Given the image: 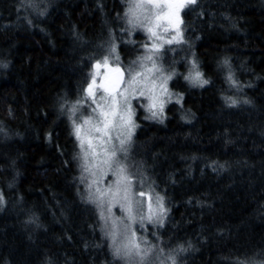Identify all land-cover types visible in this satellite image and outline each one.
<instances>
[{
    "label": "trees",
    "instance_id": "1",
    "mask_svg": "<svg viewBox=\"0 0 264 264\" xmlns=\"http://www.w3.org/2000/svg\"><path fill=\"white\" fill-rule=\"evenodd\" d=\"M127 6L0 0V264H128L88 198L71 114L106 46L130 52ZM183 30L181 101L141 121L128 159L167 208L141 237L171 263L264 264V0H196ZM194 63L208 84L185 79Z\"/></svg>",
    "mask_w": 264,
    "mask_h": 264
},
{
    "label": "rangeland",
    "instance_id": "2",
    "mask_svg": "<svg viewBox=\"0 0 264 264\" xmlns=\"http://www.w3.org/2000/svg\"><path fill=\"white\" fill-rule=\"evenodd\" d=\"M189 5H186L184 8L180 10V18L182 23L179 25V35H177V30L174 28L171 24L168 23L165 19L157 20L158 15H163L164 12L168 11V8L164 4H151L148 3L147 0H128V6H127V33H126V42L125 44L129 47L130 52L123 56L122 50L120 48V44H118L117 40L116 42L109 43L103 54H101L97 58L94 63L93 67L90 73V77L88 79V83L91 82V77L93 73L96 72V69L94 68V65L97 61H100L103 63V58L105 56L109 59V64L112 67L119 66L122 68L125 72V84L121 86V91L124 90L125 87H127V80L128 77V70L130 67H135L136 71H140L145 73L144 76L138 77V80L141 81L140 83L134 85L136 95L134 98H130L132 105H133V122L135 124V128L133 129L132 139L130 141L126 140V132L127 128H120L118 126H113L109 128L108 132L109 135L107 137L103 136V133L95 132L94 129H92L91 125H84V121L88 119L89 117L92 118L94 124H99V121L101 117H99V109H96L95 112H93V108H96V104L92 102V98L88 97L85 89L87 87V84L85 86L82 98L80 102L75 106L76 111H72V121H73V130L75 134V128L77 125H84L81 136H87V138L92 139V144L95 145V152L99 155L93 156L89 155L88 157V165L91 167V171H85L87 175V192L88 194H94L97 187L101 189H107L109 187V180L114 182V177L111 176V173H109L108 179H106L103 182H98L95 185H92V181L94 179H98L99 177V170L96 167H93L94 165L98 164L100 160H103L105 158V150H107L108 154H111V152H116V157L114 160H119L120 165L126 168V174L129 175L133 180V191L134 193L137 190H143L145 192H148L152 195V204L153 207H156L155 203V197L158 195L157 192L153 191V189L145 184V180L143 178V181L141 183V179L136 177L132 171H130V165L128 162L130 153L132 151V147L134 144V138L135 135L140 127V123L142 120L152 122L155 120H162L165 117V114L167 112V109L172 103H178L181 101V97L173 91L172 84L174 81V78L177 74L178 67L175 63H173V57L180 51L181 47L185 43L184 39V30H183V13L188 8ZM131 22V23H130ZM133 23L136 24V27H133ZM159 24L160 27H156V25ZM168 27L169 31L165 32L164 28ZM152 28L156 33V37H152L151 33L148 32V29ZM173 36H177V39L180 40V43H174L172 45H168L165 43L166 40L171 39ZM155 43L157 45H161V49L159 51L151 49V45ZM144 45H148V47H144ZM115 47L116 51L112 52L111 49ZM169 49H171L169 51ZM132 51V52H131ZM170 53V58H168V54ZM152 55V60H146L144 57ZM116 56H119V60H116ZM133 62H136L134 65ZM155 63V67H154ZM191 61L189 62V64ZM194 65V67H193ZM191 64L190 70L188 72V76L190 74L194 75L195 71L200 72L199 67L197 65ZM148 69H152L151 72H148ZM170 69V70H169ZM107 69L101 68L99 70V75L96 77L97 85L103 82V76ZM201 73V72H200ZM174 74V75H173ZM171 75L172 78L170 80H167V89L168 92L164 93L161 84L163 82V78ZM154 81V84H153ZM96 103L103 104V101L100 100L101 95H106L103 93V90L100 88H96ZM143 91L145 93L144 97H140L139 93ZM155 95L158 97L159 101L163 102V112H160L159 105L157 106L154 111L157 112L156 117H152L151 112L147 110V106L151 101L148 99V96ZM76 115V118H75ZM141 118L140 120H138ZM120 117H116L117 123H119ZM76 137V135H75ZM99 137H103V139L106 141V143L101 144ZM78 143L81 146V141L76 137ZM125 139L126 143L123 146L125 149H127L126 152L121 151V145L120 140ZM82 149L81 157L79 158L81 163L84 164V161L82 159L84 152L91 153L92 149L89 148L88 144L85 143ZM115 167V164L113 165ZM96 172L97 176H93L91 173ZM89 185H92L90 188ZM107 197L104 198V204L100 205L99 202H93L96 206H98L99 211H104L105 216L108 215L107 208ZM137 199H142L144 201L143 203V211L145 214H147L148 210V200L147 197H137ZM164 211H163V219H165V216L167 214V208L162 200ZM113 212L116 215H120L117 208H113ZM126 223L128 221H125ZM110 223V221H109ZM159 223H148L146 220L144 221L143 228L140 227L139 223L134 224L133 228L137 232V239L138 242L141 238V229H144L148 225L156 226ZM118 240L121 239V237H117ZM142 249L145 247V245L141 244ZM156 249H153L152 252L149 254V256L144 260L143 264H173L171 263L170 259H159L158 252ZM150 258L153 259L150 261ZM173 258V257H172ZM139 258H136V261L133 262V264H137ZM169 261V262H167Z\"/></svg>",
    "mask_w": 264,
    "mask_h": 264
},
{
    "label": "snow or ice",
    "instance_id": "3",
    "mask_svg": "<svg viewBox=\"0 0 264 264\" xmlns=\"http://www.w3.org/2000/svg\"><path fill=\"white\" fill-rule=\"evenodd\" d=\"M151 4H164L167 6L168 11L164 12L163 15H158L157 20L165 19L177 30V35H179V25L182 23L180 18V10L186 5L195 4L196 0H147ZM131 23V22H130ZM137 25L133 23V27ZM156 27H160L159 24ZM165 32L169 31L168 27L164 28ZM148 32L151 33L152 37H156L157 33L149 28ZM181 41L177 39V36H173L171 39L165 41L166 44L172 45L174 43H180ZM148 47V45H144ZM161 45L153 43L151 49L159 51ZM171 49H169L170 51ZM112 52H115L116 49L113 47ZM146 60H152V55L144 57ZM116 60H119V56H116ZM227 63V61L225 62ZM135 65L136 62H133ZM107 69L103 76V82L97 85L96 77L99 75V70L101 68ZM155 67V63H154ZM96 72L93 73L91 77V82L87 84L85 89L88 97L92 98V102L96 104V108H93V112L96 109H99V117H101L99 124H94L91 117L84 121V125H91L92 129L95 132L103 133L104 137L109 135V128L113 126H118L120 128H127L126 140L130 141L132 139L133 129L135 124L133 122V105L130 98H134L136 95L134 85L140 83L138 77L144 76L145 73L136 71L135 67H130L128 70L127 87L121 91V86L125 84V72L119 66L112 67L109 64V59L107 56L103 58V63L97 61L94 65ZM152 69H148V72H151ZM174 75V74H173ZM172 78L171 75L164 77L161 84V88L164 93L168 92L167 89V80ZM185 79L190 80L193 84H198L199 86H204L209 83L208 80L202 79V73L195 71V74H190L185 77ZM228 79L235 84V81L232 80V77L229 76ZM154 84V81H153ZM96 88L103 90V93L106 95H101L100 100L103 101V104L96 103ZM140 97H144L145 93L141 91L139 93ZM148 99L151 103L148 104L147 110L151 112L152 117L157 116V112L154 109L159 105L160 112H163V102L158 100V97L155 95L148 96ZM232 104H235L236 101L232 100ZM72 111L75 112L76 108L73 106ZM119 116V123L116 121V117ZM84 125H77L75 128V135L81 141V147L83 148L84 144L87 143L89 148L92 149L91 153L84 152L83 154V167L85 171H91V167L88 165L89 155L97 156L98 153L95 152V145L92 144V139L87 138V136H81V131ZM101 144L106 143L103 137H99ZM125 139L120 140L121 151L126 152L123 146L126 143ZM116 157V152L113 151L111 154H108L105 150V158L100 160L98 164L93 167L98 168L99 177L92 181V185L97 184L98 182H103L109 177V173L114 177V182L109 180V187L107 189L96 188L94 194L89 195V199L93 202H99L100 205L104 204V198L107 197V212L108 215L105 216L104 211L102 210L100 215L101 219L105 221V228L107 229L106 235L110 236L112 243L114 245V253L117 257H121L127 260L128 264H133L136 261V258H139L137 264H143L144 260L152 252V247L148 246L147 241L143 240L141 237L139 242L137 239V232L133 228L134 224L139 223L140 227L143 228L144 221L148 223H163V211L164 206L162 203L163 198L159 195L155 197L156 207H153L152 204V195L143 190H137L135 193L133 191V180L126 174V168L120 165L119 160H114ZM115 164V167L113 166ZM93 176H97L96 172L91 173ZM142 183V181H141ZM92 185H89L91 188ZM137 197L143 198L147 197L148 200V210L147 214L143 211L142 199H137ZM2 201V197H0ZM113 208H117L120 215H116L113 212ZM110 221V223H109ZM125 221H128L127 223ZM121 237L120 240L117 237ZM144 244L145 247L142 249L141 244Z\"/></svg>",
    "mask_w": 264,
    "mask_h": 264
},
{
    "label": "clouds",
    "instance_id": "4",
    "mask_svg": "<svg viewBox=\"0 0 264 264\" xmlns=\"http://www.w3.org/2000/svg\"><path fill=\"white\" fill-rule=\"evenodd\" d=\"M0 67L7 68L8 64L0 62ZM28 224H36L37 227H40L41 225L38 224L37 220L34 217H29L26 221ZM173 264H176L175 259H173Z\"/></svg>",
    "mask_w": 264,
    "mask_h": 264
}]
</instances>
